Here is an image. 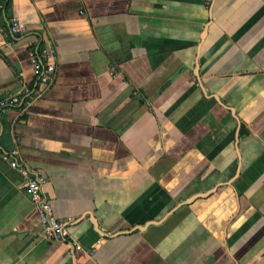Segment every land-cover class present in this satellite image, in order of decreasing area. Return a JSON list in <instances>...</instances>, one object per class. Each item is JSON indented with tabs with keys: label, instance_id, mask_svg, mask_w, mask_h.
<instances>
[{
	"label": "crops",
	"instance_id": "0c3cea01",
	"mask_svg": "<svg viewBox=\"0 0 264 264\" xmlns=\"http://www.w3.org/2000/svg\"><path fill=\"white\" fill-rule=\"evenodd\" d=\"M14 93L0 135L68 234L0 155V264H264V0H0Z\"/></svg>",
	"mask_w": 264,
	"mask_h": 264
},
{
	"label": "built area",
	"instance_id": "2783aa9c",
	"mask_svg": "<svg viewBox=\"0 0 264 264\" xmlns=\"http://www.w3.org/2000/svg\"><path fill=\"white\" fill-rule=\"evenodd\" d=\"M23 23L18 16H13L9 20V29L12 33H18L22 30ZM30 60L32 66V73L37 81L42 83H49L53 78L55 71V48H44L41 53L30 51ZM24 76V72H20ZM21 93H14L7 98L0 100V110H6L20 102ZM17 147L1 148L0 155L8 158L13 167H17L25 176V189L33 199L43 226L44 235L48 238H61L66 237L68 232L66 224L63 220L59 219L52 207L51 200L47 197L43 190L45 181L44 176L39 170L31 169L28 165L21 163L17 158ZM75 243V242H74ZM76 247H81L80 244L75 243Z\"/></svg>",
	"mask_w": 264,
	"mask_h": 264
},
{
	"label": "water",
	"instance_id": "95a60500",
	"mask_svg": "<svg viewBox=\"0 0 264 264\" xmlns=\"http://www.w3.org/2000/svg\"><path fill=\"white\" fill-rule=\"evenodd\" d=\"M12 144L11 135L9 132H2L0 135V146L3 148L8 147ZM186 201H189L188 199Z\"/></svg>",
	"mask_w": 264,
	"mask_h": 264
}]
</instances>
